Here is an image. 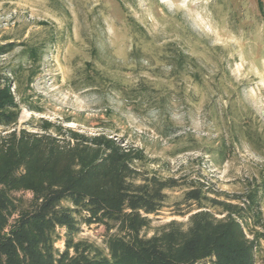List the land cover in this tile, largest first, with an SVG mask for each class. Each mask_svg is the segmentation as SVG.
<instances>
[{
    "label": "rangeland",
    "instance_id": "obj_1",
    "mask_svg": "<svg viewBox=\"0 0 264 264\" xmlns=\"http://www.w3.org/2000/svg\"><path fill=\"white\" fill-rule=\"evenodd\" d=\"M23 36L55 42L18 130L40 132L42 121H49L88 135L112 134L143 149L148 171L199 180L223 200L241 194L250 181H264V149L258 153L244 138L221 164L217 152L206 155L220 143L229 115L236 122L251 117L264 135V15L258 0H0V43ZM173 48L190 59L177 74L169 64ZM88 69L112 83L91 87ZM186 187L167 192L166 207L151 216L154 229L171 220L187 226L191 214L178 215L186 209L175 205ZM77 238L103 246L104 229L84 226ZM56 247L63 250V240ZM256 264H264V243Z\"/></svg>",
    "mask_w": 264,
    "mask_h": 264
},
{
    "label": "trees",
    "instance_id": "obj_2",
    "mask_svg": "<svg viewBox=\"0 0 264 264\" xmlns=\"http://www.w3.org/2000/svg\"><path fill=\"white\" fill-rule=\"evenodd\" d=\"M258 7L264 15L262 0ZM54 42L23 36L0 43V59L17 56L18 61L0 63L5 129L0 134V264H256L264 243L263 179L250 181L241 194L222 195L223 200L199 180L182 182L148 171L143 149L112 134L88 135L49 121H42L40 132L16 128ZM170 53L177 74L190 59L175 48ZM88 70L91 87L109 83ZM192 76L200 75L195 70ZM229 117L220 143L206 155L217 152L221 164L240 138L262 153L264 135L251 117L237 122ZM184 185L175 205L186 209L178 215L191 214L187 226L171 220L154 229L151 216L166 207L167 192ZM93 225L104 229L103 246L77 238L84 226ZM59 240L63 250L56 247Z\"/></svg>",
    "mask_w": 264,
    "mask_h": 264
}]
</instances>
